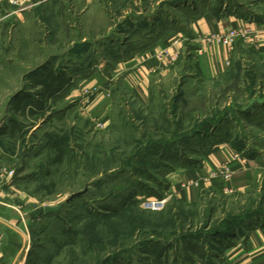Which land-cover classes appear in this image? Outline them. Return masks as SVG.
I'll return each mask as SVG.
<instances>
[{
  "label": "rangeland",
  "instance_id": "374dc122",
  "mask_svg": "<svg viewBox=\"0 0 264 264\" xmlns=\"http://www.w3.org/2000/svg\"><path fill=\"white\" fill-rule=\"evenodd\" d=\"M196 5L240 7L264 21V0H33L21 8L0 0V212L9 208L18 221L16 231L0 220V250L14 254L9 241L26 227L22 264L216 261L220 241L233 239L226 226L240 229L233 218L264 209L260 184L227 194L192 173L223 132L264 158V62L237 46L224 72L196 76L187 31ZM181 31L178 57L149 77L140 99L120 62ZM49 72L63 78L53 91L43 87ZM18 98L32 103L22 111ZM190 183L193 201L173 191ZM149 198L165 199L163 207L147 206ZM58 203L56 212H34Z\"/></svg>",
  "mask_w": 264,
  "mask_h": 264
},
{
  "label": "crops",
  "instance_id": "0c3cea01",
  "mask_svg": "<svg viewBox=\"0 0 264 264\" xmlns=\"http://www.w3.org/2000/svg\"><path fill=\"white\" fill-rule=\"evenodd\" d=\"M212 10V9H211ZM210 9L205 10L200 6H194L191 12V21L187 27L195 45L193 47L194 55L191 60V69L198 77H206L217 75L229 68L232 55L228 54L224 47L216 41H207L206 37L213 33H221L231 26H238L242 22L235 13L218 12L215 14ZM190 16V15H189ZM250 25L256 30L261 31L259 41L253 45L259 62H264V21H251ZM191 31V32H190ZM185 32V30H183ZM182 31L179 32L180 40L174 44L172 38L162 39L151 46H144L132 50V53L126 58V61L120 62L119 65L127 67V71L123 77V82L131 89L140 99L147 97L149 92L150 79L149 77L156 72H164L167 67L175 60L183 46ZM178 33V32H177ZM239 48L251 47L249 44L242 41L239 42ZM143 45V44H142ZM143 47V46H142ZM161 51H166V54H161ZM259 107L255 113H261ZM260 111V112H259ZM260 115V114H259ZM218 143L211 144L204 153L203 164L200 169L193 170L192 173L207 177L211 169L215 168L222 162H229L233 170L232 185L235 191L240 194L249 193L256 184L264 187V158L260 153L247 152L245 147L242 149L245 161H240L233 158V153L238 152L241 148L230 144L224 136V132L220 134ZM197 180V178H195ZM208 180L210 185H216L218 189H222V181L219 178H204ZM173 191L178 192V195L185 201H193L197 194V190L191 186L183 185L178 188L173 186ZM31 195L25 194L22 198L24 204L32 203ZM11 210L4 208L0 212V220L4 227H12L18 229V221H12ZM31 213V210H30ZM11 224L7 226L6 223ZM233 234L229 243L225 245L218 257V260L205 261L199 259L192 264H264V218H255L245 227ZM17 231V230H16ZM20 241H9L14 247L15 253L7 254L0 250V264H22L18 261V253L22 250L29 240L28 230L24 227L22 234L17 232ZM239 234V235H238ZM237 237V238H236ZM2 242H0L1 246ZM2 248V246H1ZM28 258V257H27Z\"/></svg>",
  "mask_w": 264,
  "mask_h": 264
},
{
  "label": "built area",
  "instance_id": "2783aa9c",
  "mask_svg": "<svg viewBox=\"0 0 264 264\" xmlns=\"http://www.w3.org/2000/svg\"><path fill=\"white\" fill-rule=\"evenodd\" d=\"M8 3L17 8L25 7L32 3L33 0H7ZM251 21L242 19V22L238 26H231L221 33H213L206 37L207 41H216L220 43L226 52L230 54L234 48L237 40H242V42L249 45H255L261 35V31L256 30L250 25ZM180 40V36L175 34L172 38L174 44H177ZM161 54H166V51H161ZM233 158L240 161H245L242 152H234ZM11 171L8 172V176L11 175ZM208 178H219L222 181V191L227 194L235 192V188L232 185L233 170L229 165V162H222L215 168L211 169ZM165 199H154L149 198L145 201V204L151 208L160 209L163 207Z\"/></svg>",
  "mask_w": 264,
  "mask_h": 264
},
{
  "label": "trees",
  "instance_id": "16d2710c",
  "mask_svg": "<svg viewBox=\"0 0 264 264\" xmlns=\"http://www.w3.org/2000/svg\"><path fill=\"white\" fill-rule=\"evenodd\" d=\"M225 12V13H235V14H237L240 18H242V19H244V20H248V21H263V20H260L257 16H255V15H247V14H245L243 11H241V8L240 7H238L237 9H230V8H227L226 10L224 9L223 11L221 10V8L220 7H215V9H213V12L215 13V14H217L218 12ZM240 41H242V40H237V42L235 43V45H234V49L237 47V46H239V45H241L239 42ZM251 47L253 46V45H250ZM51 72H49L48 74H47V76L50 74ZM38 80H42V79H38ZM62 82H63V78H62V76H60V75H56V74H54V76H53V74L51 73V75L48 77V78H46V80L44 81V84H43V87H44V89L46 88V90L48 89V90H50V91H53V90H55L56 88H59L60 86H61V84H62ZM38 83H41V82H39L38 81ZM21 101H22V98H18V101H17V103H18V105H20V104H22V108H20V109H22V111L24 110V107H25V105H27V107L28 106H30L31 105V101L32 100H27V101H25V102H23V103H21ZM36 105H37V107H41V103H36ZM21 107V106H20ZM31 113H32V111H31ZM197 128V127H196ZM238 149H239V147H238ZM243 148H241L239 151H241ZM243 151V150H242ZM181 198V197H180ZM263 198H261V202H259V205L263 202ZM186 204H190V205H192L193 206V203L191 202V203H189V202H185ZM208 212H213V210H212V207L211 208H209V211ZM171 214V213H170ZM251 215H254V216H261V217H264V209L262 210V208H258V209H254V210H252L249 214L246 212V214H242L241 216H237V217H235V218H233V220L235 219V221L237 220V224L236 225H239V228L241 229V227H244V226H246L248 223H249V221H248V219L246 218V217H248V216H251ZM228 225V224H227ZM226 227H228V232H227V234L230 236H232V234H233V230H230V227H229V225L228 226H226ZM236 226H234L233 227V229L235 228ZM224 229H227V228H224ZM239 229V230H240ZM222 230H218V232H221ZM232 233V234H231ZM221 240V239H220ZM220 243H222V248L225 246V245H227L228 243H229V241H225V240H221L220 241ZM221 248V249H222ZM219 252H221V250H219ZM201 260H205V261H210V259L207 257L206 258V256L203 254L202 255V257L200 258ZM192 263H194V262H192ZM192 263H189V264H192ZM175 264H179V263H175ZM180 264H186V263H180Z\"/></svg>",
  "mask_w": 264,
  "mask_h": 264
},
{
  "label": "water",
  "instance_id": "95a60500",
  "mask_svg": "<svg viewBox=\"0 0 264 264\" xmlns=\"http://www.w3.org/2000/svg\"><path fill=\"white\" fill-rule=\"evenodd\" d=\"M83 193H84V190L73 192V193H71L69 195V197L66 198V201H70L73 198L82 195ZM61 206H62V203H58V204H55V205L47 204V205H44L41 208L36 209L34 212H43L44 214H48V213H51V212L58 211L61 208Z\"/></svg>",
  "mask_w": 264,
  "mask_h": 264
}]
</instances>
